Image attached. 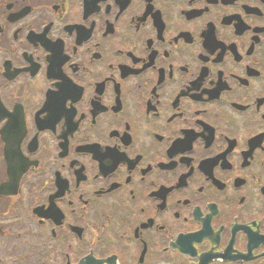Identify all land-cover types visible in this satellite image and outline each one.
Instances as JSON below:
<instances>
[{
  "label": "flooded vegetation",
  "instance_id": "af4514ba",
  "mask_svg": "<svg viewBox=\"0 0 264 264\" xmlns=\"http://www.w3.org/2000/svg\"><path fill=\"white\" fill-rule=\"evenodd\" d=\"M0 264H264V0H0Z\"/></svg>",
  "mask_w": 264,
  "mask_h": 264
}]
</instances>
